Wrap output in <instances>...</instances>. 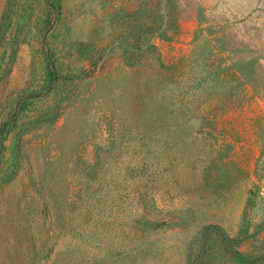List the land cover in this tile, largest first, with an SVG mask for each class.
<instances>
[{
	"label": "rangeland",
	"instance_id": "obj_1",
	"mask_svg": "<svg viewBox=\"0 0 264 264\" xmlns=\"http://www.w3.org/2000/svg\"><path fill=\"white\" fill-rule=\"evenodd\" d=\"M13 5L0 264H264V0Z\"/></svg>",
	"mask_w": 264,
	"mask_h": 264
},
{
	"label": "trees",
	"instance_id": "obj_2",
	"mask_svg": "<svg viewBox=\"0 0 264 264\" xmlns=\"http://www.w3.org/2000/svg\"><path fill=\"white\" fill-rule=\"evenodd\" d=\"M13 4H14V0H6V6L2 14L1 21H0V41L9 29L10 22H11V16L14 11ZM51 10H52V14H51L52 19L55 20L56 17L58 16V9L55 7V3H52ZM157 36L162 38L165 36V34L161 32V33H158ZM53 66H54L53 63H50V68H53ZM51 73L53 74V77H54L53 81H57L59 79V76L54 74V70H52ZM13 121L14 119H11L8 123H5L2 129V136H5L9 132V130L12 127ZM212 231H215L216 234L220 236H223L224 234L223 229H221L218 225L209 224L205 226L201 234L200 245L198 249L191 255L190 264H209L207 249H208V243H209V236Z\"/></svg>",
	"mask_w": 264,
	"mask_h": 264
}]
</instances>
